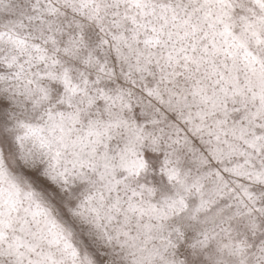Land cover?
Returning <instances> with one entry per match:
<instances>
[{
    "label": "snow or ice",
    "instance_id": "6c2138e0",
    "mask_svg": "<svg viewBox=\"0 0 264 264\" xmlns=\"http://www.w3.org/2000/svg\"><path fill=\"white\" fill-rule=\"evenodd\" d=\"M0 264H264V0H0Z\"/></svg>",
    "mask_w": 264,
    "mask_h": 264
}]
</instances>
